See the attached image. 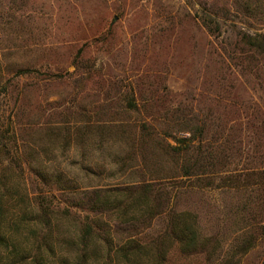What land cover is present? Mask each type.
I'll return each mask as SVG.
<instances>
[{
  "label": "rangeland",
  "instance_id": "374dc122",
  "mask_svg": "<svg viewBox=\"0 0 264 264\" xmlns=\"http://www.w3.org/2000/svg\"><path fill=\"white\" fill-rule=\"evenodd\" d=\"M210 1L0 0V264H264V1Z\"/></svg>",
  "mask_w": 264,
  "mask_h": 264
},
{
  "label": "trees",
  "instance_id": "16d2710c",
  "mask_svg": "<svg viewBox=\"0 0 264 264\" xmlns=\"http://www.w3.org/2000/svg\"><path fill=\"white\" fill-rule=\"evenodd\" d=\"M235 6L238 8L240 11L241 9L249 10L251 5L253 4V0H232ZM259 1H264V0H256L257 4ZM209 4L211 6H219L218 1H210ZM249 6V7H248ZM225 10V9H224ZM209 16L212 17L213 13H209ZM239 43L245 47L243 49V52H251L252 50H257L260 53L264 52V49L261 47V42L258 41L257 39L250 38L247 34H244L242 38L239 40ZM1 133V132H0ZM175 142L180 144L181 142L188 141L189 139L185 138H180V137H172ZM1 145H0V151H1ZM171 150L173 152H180L182 148L180 146H172ZM187 175H189V171H185ZM1 179V178H0ZM1 181V180H0ZM3 183L0 184V246L5 245V238L1 234L2 230V222L4 218V204H3V198H4V191H3ZM118 194H124L125 195V200L128 198L133 200L135 203L138 205L144 206V211H147L151 208V211L149 212L150 214L157 215L159 211L161 210L162 204H154L155 201H158L159 198L161 197L158 194L154 193V188L150 184H144L142 186L136 187V188H129L122 190L118 192ZM95 200L93 201H88V205H90V208L94 211L102 212V209H108L109 206L111 205L112 200H110V197L108 196H102L101 194H96L95 195ZM148 208V209H147ZM46 216V215H45ZM44 215L41 212L40 218H43ZM47 217V216H46ZM183 221V222H182ZM182 221L176 220V216L174 215L172 218L169 219L166 230L162 236H158V238L155 240V245H159L162 240L165 238L169 239V242L173 245H177L178 248H180L181 252H192L197 253V245L198 244V236L196 231L192 228V225L189 224L186 220L182 219ZM95 222V221H94ZM92 226L91 225H84L80 240L85 243L86 238H88L92 234ZM163 238V239H162ZM191 252V253H192ZM82 255L79 256V262L82 261ZM31 264H43V262L38 261L37 259H34Z\"/></svg>",
  "mask_w": 264,
  "mask_h": 264
}]
</instances>
